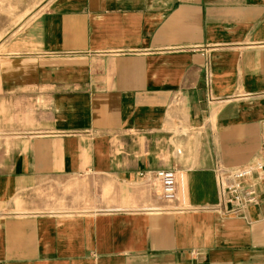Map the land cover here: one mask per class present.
<instances>
[{"label":"crops","instance_id":"obj_1","mask_svg":"<svg viewBox=\"0 0 264 264\" xmlns=\"http://www.w3.org/2000/svg\"><path fill=\"white\" fill-rule=\"evenodd\" d=\"M6 46L0 264H264V185L218 191L264 136V0H52Z\"/></svg>","mask_w":264,"mask_h":264},{"label":"built area","instance_id":"obj_2","mask_svg":"<svg viewBox=\"0 0 264 264\" xmlns=\"http://www.w3.org/2000/svg\"><path fill=\"white\" fill-rule=\"evenodd\" d=\"M206 77L210 81L209 72ZM179 175L180 171L176 169L141 174L147 185L157 190L162 200L168 203H173L178 198ZM259 185H264V136L259 155L252 164L218 171V191L223 204L231 207L228 213L234 214L248 206L258 205Z\"/></svg>","mask_w":264,"mask_h":264},{"label":"rangeland","instance_id":"obj_3","mask_svg":"<svg viewBox=\"0 0 264 264\" xmlns=\"http://www.w3.org/2000/svg\"><path fill=\"white\" fill-rule=\"evenodd\" d=\"M52 0H0V55L7 52V44L20 38L22 31L40 14ZM60 186L52 181L43 187L47 204H63ZM64 189V188H63ZM64 192V190H63Z\"/></svg>","mask_w":264,"mask_h":264}]
</instances>
